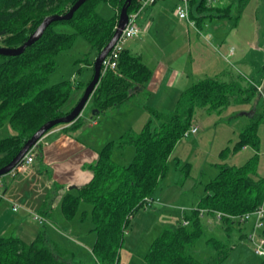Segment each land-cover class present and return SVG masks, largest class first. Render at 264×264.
Returning a JSON list of instances; mask_svg holds the SVG:
<instances>
[{
    "label": "trees",
    "instance_id": "16d2710c",
    "mask_svg": "<svg viewBox=\"0 0 264 264\" xmlns=\"http://www.w3.org/2000/svg\"><path fill=\"white\" fill-rule=\"evenodd\" d=\"M75 1L0 0V46H19L45 16L62 14ZM100 1L111 2L86 0L69 20L52 22L42 36L22 53L16 56L0 54V127L8 125L14 131L0 138V168L15 156L25 140L44 122L68 113L91 79L84 83L65 80L47 85L56 55L70 46L77 34L90 43L95 55L111 38L125 0H112L115 1L116 12L106 20L96 12ZM246 1L233 0L226 7L218 8L207 6L205 0H189V13L199 14L208 10L210 14L231 16L232 8L237 7L239 14ZM136 8L137 0H131L127 11L130 13ZM58 23L71 26L74 32L57 31L55 25ZM92 63L88 64L92 66ZM150 77L151 70L140 56L123 48L116 69H108L101 75L89 98L90 107L99 109V113L91 118L104 114L107 109L120 107L135 91L143 89ZM241 81L199 79L181 92L173 110L162 112L148 108L157 119L156 125L153 126L149 119L140 131H127L106 142L90 166V180L62 196L60 211L68 220L76 216L80 202L89 203L90 230L95 234L92 252L98 264H125L121 261V250L131 217L150 202L168 174L169 157L183 138L184 131L191 126L195 108L221 109L231 99L245 103L255 98L256 88L249 81ZM135 86H138L136 90ZM75 95H78L76 99ZM256 105L259 111L255 110L250 122L240 131L235 145L236 148L249 145L255 150L254 154L238 166L215 163L216 172L203 183V194L196 207L160 230L143 256V264H221L227 257L230 248L220 240L208 241L216 253L207 261L191 255L188 247L203 234L201 216L204 211L220 212L219 219L224 230L228 231L236 221L241 225L229 215L250 211L264 199V175L257 172L259 153L263 154L260 98ZM82 124L80 115L70 124L60 123L52 128L66 125L69 129H77ZM129 145L135 151L128 164H119L112 159L115 148L124 149ZM181 168L180 177L187 178L189 164ZM87 213V210L81 211L80 219ZM39 216L43 219L38 221L43 223L46 218L42 214ZM242 225L244 228L246 225L248 231L249 225ZM56 249L42 230L29 242L19 237L0 236V264H68L62 259L64 252ZM259 264H264V258Z\"/></svg>",
    "mask_w": 264,
    "mask_h": 264
},
{
    "label": "rangeland",
    "instance_id": "374dc122",
    "mask_svg": "<svg viewBox=\"0 0 264 264\" xmlns=\"http://www.w3.org/2000/svg\"><path fill=\"white\" fill-rule=\"evenodd\" d=\"M165 1L170 3V1L173 0H157L158 4ZM177 2L182 3L180 0ZM114 6L115 1H100L96 5V12L103 19H110L114 15ZM147 9L148 8H145L146 11ZM166 9L167 15L173 16V6L168 4ZM230 14L232 15L225 19L222 18L211 23L212 28H216L217 26L221 30V33L217 38L211 36L208 29H203L202 35L205 39L198 37L200 38V42H196L195 48H192L191 57L194 59L192 66L197 67L209 65L211 67L210 72L206 76H202L200 79L216 78L224 81L241 79L244 83L248 82L249 77L257 78V76H259L258 72L260 69H263L262 66L264 67V0H247L239 14L238 9L235 6L232 8ZM137 24L139 27V21H137ZM212 28L211 30H213ZM55 29L59 32H74V29L71 26L64 23L56 24ZM158 32L160 36L163 35V31L161 30L155 32L153 26L149 34L153 35L157 33V35H159ZM227 34L226 41L222 40V37L225 38ZM137 37L139 36L137 35ZM137 37L128 39L131 43L135 42V45L132 46L134 49H137L139 46V43L134 41ZM148 42L152 47L145 44L146 50L141 51L150 53L154 50L155 45L150 42V40H148ZM230 48L232 50L234 49V56H231V54L228 55V52L231 50ZM139 51L140 49L136 52ZM147 53L145 54L147 59L153 56ZM95 56V49L92 48L90 43L82 35L77 34L71 45L64 50H61L56 55L54 69L48 75L47 85H52L65 80L71 83L86 82L91 77L93 71L92 66L88 63L90 61L92 62ZM254 67L256 69H254ZM263 88L264 87L262 86V89ZM141 94L142 92L133 94L132 97H129V99L120 107L107 109L104 114L98 116L100 123L98 129L102 134V139H104L101 143L108 142V140L110 141L112 138L117 139L121 134H124L127 131L138 132L149 119L153 126L156 125L157 119L150 113L148 117H144L143 112L139 108L140 103H137L139 100L137 101L136 98L140 99ZM77 96L78 95H75V99ZM255 100L256 99H252L250 102L236 103L231 99L230 103L223 106L221 109L207 108V106L196 107L192 115L191 124L194 123L199 127L198 132L193 136L197 137V139L192 145H188L185 141H181L176 147L174 154L169 157V173L166 175L164 182L171 181L174 178V175H176L175 169H178V172H180L182 169L181 167L186 164V162H189V175L204 182L214 176L216 172L214 168L215 163H226L227 165L238 166L250 158L255 152L252 147L247 145L236 148L235 145L239 139L240 131L245 127V124L242 122L246 119L242 113L247 111L251 104L254 106ZM92 109L94 108L90 107L88 100L81 113L83 124H86L85 126L91 122L90 117ZM13 133V129L8 125L0 127V138ZM82 137L86 138L88 135L84 133ZM189 139L190 137L187 138V140ZM222 149L224 150L223 152L221 151ZM134 151L132 145H129L124 149L115 148L112 152V159L119 164H128L134 155ZM206 157L208 164L211 163V165L201 167L202 160ZM176 158H179L181 161L177 163L175 160ZM38 161L39 159L36 158L34 162L36 166ZM10 171L0 176L1 184L8 178L12 177L17 179L20 177V172L17 171L18 173H16V171ZM257 172L260 175H264V156L262 153H259ZM44 178L46 177L44 176ZM32 182L39 185L37 187V189L39 188V191L44 189L42 182H39L36 178L33 179ZM188 192H186L185 197L183 196L177 201L178 206L185 205L188 207L191 204L198 202L199 195L203 193V183L198 185L196 190ZM48 196L51 197V192H49ZM29 201L34 202L32 199H29ZM3 205L4 201L0 199V236L19 237L20 239L29 242L35 237L37 230H42L50 244L54 248H57L56 251L59 248V251L61 249L64 252L62 259L68 264H98L95 255L92 252V246L90 249V246L84 247V244H78L79 240L86 239L83 237L86 236V234H92L94 237V232L89 231L92 226L89 218V203H79L76 218L73 220L80 221L81 227L79 232H77V230H72L71 233L75 236L73 238L68 236V228L62 222H52V224L56 225L61 230L66 231L63 232L65 234H62L59 231H54L53 229L51 230L48 224L34 219V213L23 212L20 208H17V212L22 211L24 214V217L20 219L15 214L13 215V212H10L13 211L11 210L12 208L4 210ZM57 205L59 204L56 202L55 206L57 207ZM170 208L172 217L175 216L173 222L180 220L184 213L190 212V210L184 211L179 208ZM83 210H87L88 213L80 219V213ZM174 212H176V214H174ZM60 217L66 219L62 214ZM201 223L203 225V234L194 244L188 247V252L197 259L207 261L215 255L216 250L208 241L216 239L222 241L230 248L227 257L221 264H259L263 260L264 257H259L253 253L251 244L246 239L245 233H247V226L244 228L242 224L240 225L236 221L230 229L226 231L222 226V221L215 213L213 214L205 211L201 216ZM162 227L163 226L157 225V235ZM136 229L138 230V227ZM258 232H260L264 239L261 229H259ZM153 237L155 236H152L150 239H153ZM148 248L149 247L142 242L137 251L132 255L130 254L126 263L124 260L128 251L124 245L121 250V261L125 264H143V256L148 251Z\"/></svg>",
    "mask_w": 264,
    "mask_h": 264
},
{
    "label": "crops",
    "instance_id": "0c3cea01",
    "mask_svg": "<svg viewBox=\"0 0 264 264\" xmlns=\"http://www.w3.org/2000/svg\"><path fill=\"white\" fill-rule=\"evenodd\" d=\"M177 1L173 0L170 3L165 1L161 4H158L159 1H156L157 3L154 2L147 7V11L145 10L144 13L142 11L143 14L141 13L137 18L140 29L139 37L135 36L137 38L134 40L139 43V46L137 49L132 48L135 42L131 43L128 39L123 45L131 53L140 56L141 60L151 70V77L145 87L133 93L142 92L141 98H136V100H139L137 103H140L139 108L143 112L144 117L149 116L150 112L148 108L162 112L173 110L181 92L210 72L211 67L209 65L192 66L194 60L191 57L192 48H195L196 42H200V38L198 37L205 39L202 35L203 29H208L209 34L217 38L221 30L217 26L216 28H212L211 23L215 20L228 17L215 13L210 14L208 10H204V12L199 14L194 11H192V14L189 13V21L182 18L179 19L175 14V9L182 3H178ZM196 1L198 0H194V2ZM230 1L233 0H214L210 4H206L207 6L224 8ZM168 4L174 8L172 11L173 16L167 15L166 6ZM115 12L116 10H114V14ZM188 12H190V4L188 6ZM153 26L155 32L161 30L163 31V35L160 36L159 32V35L157 33L150 35L149 32ZM227 36L228 34L225 38L222 37V40L226 41ZM148 40L155 45L154 50L150 53L141 51L146 50L145 44L152 47ZM139 49L140 51L136 52ZM146 53L153 56L147 59L145 57ZM230 54L234 56V49L228 52V55ZM262 68L264 69L263 66ZM254 69L256 68L254 67ZM263 69H260L257 78H249L264 87ZM254 99H256V104L257 99H259L258 94ZM255 110L259 111L258 105L253 106L251 104L247 111L242 113L246 119L242 122L245 126L250 122ZM98 116L94 118L90 117L91 122L87 126H85L86 124H82L77 129H69L66 125H60L45 133L31 150L33 155L31 164L18 171L21 173L20 177L17 179L11 177L4 180L2 184L0 183V199L4 201V210L12 208L11 210L13 211L10 212H13V215L15 214L20 219L24 217L23 212L42 214L46 218V221L44 220L43 223L48 224L51 230L53 229L54 231L65 234L63 232L66 231L52 224V222H62L68 228V236L70 238L75 237L71 232L72 230L79 232L81 222L73 220L76 216L70 220L60 217V202L65 193L86 184L92 177L90 166L96 161L98 151L106 143H101L104 139H102V134L98 129L100 126ZM192 126H196L197 131L187 137L181 138L174 146L171 155L174 154L176 147L181 141L192 145L197 139V137L193 136L198 132L199 127L194 123L190 127ZM84 133L88 137L83 138ZM189 137L190 139L187 140ZM110 140H113V138ZM36 158L39 159L37 166L34 164ZM175 160L177 163L181 161L179 158ZM206 165H211V163L208 164L207 157L202 160L201 167ZM175 174L174 178L169 182H164V179L159 189L153 193L150 202L140 207L131 217L129 228L124 238V245L128 251L124 260L126 263L130 254L132 255L136 252L142 242L149 247L151 241L157 236V225L164 227L173 222L175 216L172 217L170 207L174 209L179 208L184 211L196 207L198 202L190 206L187 205L188 207H186L185 205L178 206L177 201L183 196L185 197L186 192L196 190L198 185L207 180L203 182L190 175L182 179L178 169H175ZM35 178L39 182H42L44 187L41 190L42 192L39 191V188L37 189L39 185L32 182ZM49 192H51V197L48 196ZM201 195H199L198 200ZM29 199H32L34 202L29 201ZM56 202L59 204L57 207L55 206ZM17 208H20L23 212H17ZM43 210L46 212L43 213ZM137 227L138 230L136 229ZM152 236L155 237L150 239ZM83 237L86 239H78V244H84V247L90 246L91 249L95 240V234L94 237L92 234H86Z\"/></svg>",
    "mask_w": 264,
    "mask_h": 264
},
{
    "label": "water",
    "instance_id": "95a60500",
    "mask_svg": "<svg viewBox=\"0 0 264 264\" xmlns=\"http://www.w3.org/2000/svg\"><path fill=\"white\" fill-rule=\"evenodd\" d=\"M86 0H76L70 8L62 13V14H50L45 16L40 23L36 26V28L27 36L26 40L16 47H6V46H0V54L7 55V56H16L24 51V49L30 45H32L34 42H36L43 34L45 29L54 21H62V20H69L74 12L85 2ZM131 0H125L123 5L120 8V11L118 13V18L116 22V26L114 28V32L107 42V44L98 52V54L95 56L93 63H92V76L85 88L83 89L82 94L80 95L79 99L76 101V103L73 105V107L70 109L68 113H66L63 116L56 117L53 119H50L46 122H44L35 132L31 134L30 137H28L19 151L15 154V156L4 166L0 168V176L8 173L10 170H12L18 162L21 160V158L24 156L26 152H28L30 149H32L39 139L53 126L64 123V124H70L74 120H76L82 113L83 108L85 107L86 103L88 102L92 92L94 91L95 87L98 85L100 78H101V65L103 59L106 57L108 52L112 49V47L115 45L116 41L119 39L122 29L125 27L127 20H128V6L130 5ZM138 86L134 87V90H136ZM132 90H129V93H131ZM99 109L94 108L91 111V117L98 114Z\"/></svg>",
    "mask_w": 264,
    "mask_h": 264
},
{
    "label": "built area",
    "instance_id": "2783aa9c",
    "mask_svg": "<svg viewBox=\"0 0 264 264\" xmlns=\"http://www.w3.org/2000/svg\"><path fill=\"white\" fill-rule=\"evenodd\" d=\"M157 0H137V8L136 10L128 13V20L125 27L122 29L121 35L119 39L116 41L115 45L108 52L106 57L102 61L101 65V75L108 69H116L119 55L123 50L124 42L127 39L133 38L139 34V27L137 24V18L141 14L145 8L149 7L151 4L156 2ZM182 4L177 6L175 11L179 18L186 19L189 21V0H181ZM214 0H206L207 4H210ZM191 23V21H190ZM248 81L256 88L257 94L259 95L262 107V139H263V155H264V90L260 83L254 82L252 79L248 78ZM197 131L196 126L189 127L184 131L183 137H187L188 135L195 133ZM33 160V155L31 150L26 152L18 164L10 171H19L26 166L30 165ZM202 211V210H201ZM217 217L220 218L222 215L220 212L216 213ZM34 219L42 220L39 214L34 213ZM230 218L238 220L241 224H248L249 229L246 233V239L251 244L252 251L255 255L264 257V239L261 236L259 229H261L262 234L264 235V199L262 202L256 206L254 209L250 211L243 212L238 215H229ZM186 223L187 221H183ZM263 227V229H262Z\"/></svg>",
    "mask_w": 264,
    "mask_h": 264
}]
</instances>
